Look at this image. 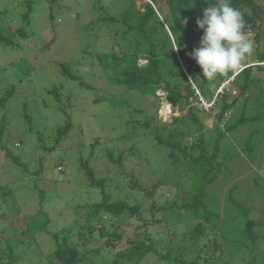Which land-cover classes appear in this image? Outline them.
<instances>
[{
	"label": "rangeland",
	"instance_id": "obj_1",
	"mask_svg": "<svg viewBox=\"0 0 264 264\" xmlns=\"http://www.w3.org/2000/svg\"><path fill=\"white\" fill-rule=\"evenodd\" d=\"M133 1L142 10L143 4L151 0ZM28 2L32 6L29 20L23 16ZM160 3L163 10L158 15L168 20L167 6L164 0H158ZM127 5V0H0V33L10 38L8 42L0 40V253L4 255L5 239L19 240L14 249L16 259L11 264H61L52 254V232L76 233L85 217L84 210L77 206L101 199V187L90 183L80 159L87 161L95 179L103 181L102 188L112 200L139 205L137 215L117 225L119 237L109 234L93 244L85 243L86 248L100 249L92 256L94 264H129L123 260L116 262V253L130 245L126 241L141 239L143 231L157 239L156 229L162 228H166L165 238L162 241L151 238L152 248L179 259L169 262L151 252L139 264H182L195 254L193 249L183 254L176 252L177 244L182 243L178 239H172L175 242L169 243L171 246L167 244L170 234L176 232L180 237L191 224L181 221L174 229L169 228L167 222L176 215L163 213L161 208L181 187L175 182L186 177L179 171L171 175L168 161L163 160L164 154L158 146L157 134H168L165 130L169 128L185 130L188 127V119L174 121L177 116L185 115V104L169 101L160 88L154 96L110 84L96 58L98 52L121 53L135 48L133 35L124 34L126 27L120 21L104 23L99 30V16L119 18ZM92 23L89 35L87 27ZM259 23L263 24L264 19ZM20 28L22 34H18ZM244 32L253 47L264 44L263 28L258 42L250 37L247 28ZM96 34L100 37H95ZM255 60L252 52L241 66L245 62L256 63ZM145 61L140 58L138 63ZM260 75L263 76L260 93L264 96L263 70ZM221 85L209 82L206 95L197 86L193 88L205 102ZM223 85L232 95L237 94V89L233 90L227 81ZM11 88L13 91L6 98V91ZM260 88L253 87V93ZM109 98L115 103L109 102ZM195 106L204 139L210 143L216 137L215 112H204L197 101ZM239 106L240 103L236 107ZM232 114L236 116L237 112ZM66 121L71 124L68 132L52 148L54 127ZM192 130L196 136L198 131L194 127ZM250 130L247 124L238 126L219 141L220 152L216 158L224 160L232 172L226 175L225 181L212 185V192L220 189L221 197L209 201V207L217 203L221 208L229 203L225 197L229 188L237 184L232 196L249 208L248 221L257 230L264 227V195L259 190L262 187L264 191V147L251 156L246 155L242 147ZM185 141L191 142L189 133ZM7 149L17 156L19 163L5 155ZM232 152H239V156L231 157ZM241 159L247 163H240ZM254 175L261 177L260 184L254 183ZM185 194V189L179 191V195ZM151 204L157 210L150 211ZM180 204L178 199L174 209ZM144 218L152 221L146 229ZM32 221L34 229L28 232L27 226ZM262 231L256 248L259 254L264 253ZM206 233L207 237L197 240L201 249L216 236L215 229ZM238 252L228 258L224 255L223 260L229 264H248L249 252L244 249Z\"/></svg>",
	"mask_w": 264,
	"mask_h": 264
},
{
	"label": "trees",
	"instance_id": "obj_2",
	"mask_svg": "<svg viewBox=\"0 0 264 264\" xmlns=\"http://www.w3.org/2000/svg\"><path fill=\"white\" fill-rule=\"evenodd\" d=\"M153 1L145 2L141 10L136 7L135 1L127 0L128 5L121 12L119 18L99 16L97 18L101 23V25L99 23V30L104 27V23L108 25L120 21L124 24L126 27L124 34L133 35L135 48L132 51L121 53L98 52L96 58L104 77L110 84L122 85L127 89L142 93H152L154 96H156V89L160 88L167 97H172L178 104H185V115L177 116L174 121L181 119V122H184V119H188L186 125L188 127L185 130L175 127L177 132L174 131L176 129L168 127L169 129L165 130L168 134L161 132L157 134L158 146L164 154L162 155L163 160L168 161L171 175L175 176L179 171L186 177L180 182H178L179 180L175 182L181 187L176 193L173 192L171 200L162 205V212L176 215L175 218L167 222L169 228L174 229L181 221L191 224L187 230L181 233L180 237L176 236V232L170 234L167 244L171 246L169 243L175 242L172 239L182 241L181 245L177 244L175 250L181 254L193 249L194 256L189 257L186 262L182 260V264H229L228 260H223L224 255L228 258L243 249L249 252L248 264H264V253L259 254L256 250L264 227L257 230L252 228V224L247 218L249 208L244 202L233 198L232 191L237 184L229 188L225 197L229 203L224 204L221 208L217 203H214L213 207H209V201H217L221 197L220 189L212 192V185L218 181H225L226 175L232 172L224 160L216 158L220 152L219 141L225 137V133L236 131L238 126L247 124L251 130L242 150L246 155L251 156L258 152L261 146L264 147V96H262L263 93H260L262 91L260 84L263 81L260 72L264 71V64L245 62L235 74L236 69L227 74H218L213 79H205L202 75V68L189 54L193 49L199 47V41L203 35V30L197 26L196 20L203 18V11L208 7V3H216V0H164L168 9V20L161 19L158 15V11L163 10L162 4H158V0H156L154 1L155 5ZM232 4L244 13V31L247 28L250 37L255 42L260 41L264 23L259 22L264 19V2L232 0ZM26 5L27 10L23 16L27 19L32 6L29 2ZM95 6L97 5L95 4ZM185 20L187 23L184 22ZM93 25L92 23L90 27H87L90 30L87 31L89 35L92 34ZM260 25L261 27H258ZM22 32L23 29L20 28L18 34H22ZM249 33L247 34L249 35ZM95 37L99 38L100 35L96 34ZM0 40L8 42L10 38L0 33ZM253 55L257 58L256 62H263L264 44L260 47H253ZM140 58L146 61L139 64ZM230 76L232 78L229 84L234 90L237 89L235 91H238L237 94L232 95L230 89L223 86L216 94H211L205 99L206 103H209L205 107L198 98L199 96L197 97L193 85L197 86L201 94L206 95L209 82L221 83ZM257 86L260 88L259 92L253 93V87ZM12 91L13 88L6 91V98L11 95ZM243 95L246 96L243 97ZM240 97L242 100L239 99ZM196 101L204 112L211 110L215 112L214 132L216 137L210 143L204 139L202 134L203 125L198 111L195 109ZM109 102L115 103V100L109 98ZM239 103L240 106L236 107ZM232 111L237 112L236 116H233ZM70 125V122L66 121L54 127L52 148L64 138ZM192 127L198 131L196 136L192 135ZM188 133L191 142L185 141ZM7 150L4 151L5 155L11 157L15 163H19L17 156H13ZM232 153L231 157L239 156V152ZM107 155L114 160L109 153ZM240 163L247 162L241 159ZM80 166L84 169L90 183L98 184L101 187V199L77 206L84 210L85 217L84 223L76 230V233L52 232L54 238L52 254L54 260L61 264H78L79 262L94 264L92 256L96 255L100 249L99 247L86 248L85 243L92 242L93 244L97 239H102L109 234L119 237L117 225L126 218L139 213L138 204L130 205L122 199L112 200L110 194L102 188L103 181L95 179L93 170L87 161L80 159ZM252 178H254L255 184H260L261 177L259 175H254ZM153 187L156 185L154 184ZM181 189L186 191L184 196L179 195ZM259 190L264 195L262 187H259ZM147 193L151 194L148 191ZM178 199L181 200V204L177 209H174L173 206ZM155 209L157 210L153 204L149 206L150 211ZM180 218L181 220H179ZM143 220L146 229L152 221H148L146 218ZM96 223H100V226H95ZM31 224L27 226L28 232L34 229V225ZM164 229H156L157 239L154 238V235L151 237L150 234L145 235V231H143L144 237L141 239L127 240L126 242H129L130 245L116 253V262L119 263L123 260L129 264H139L151 252L157 253L169 262L177 261L179 258L176 256L169 253L160 254L152 248V239L164 240L166 228ZM209 229H213V231L215 229L216 236L203 244L201 249L197 240L204 236L207 237L206 232ZM4 241L5 252L4 255L0 253V264H11L16 259L14 249L19 240L9 237ZM224 261L226 262L224 263Z\"/></svg>",
	"mask_w": 264,
	"mask_h": 264
},
{
	"label": "clouds",
	"instance_id": "obj_3",
	"mask_svg": "<svg viewBox=\"0 0 264 264\" xmlns=\"http://www.w3.org/2000/svg\"><path fill=\"white\" fill-rule=\"evenodd\" d=\"M184 22L187 23L186 20ZM196 24L203 30V35L199 47L193 49L189 55L202 68L205 79H213L218 74L234 71L253 52V42L244 32V13L233 6L232 0L208 3L203 11V18H198ZM257 63L264 64V61L254 64ZM231 78L230 76L223 80L221 86H224V81L229 83Z\"/></svg>",
	"mask_w": 264,
	"mask_h": 264
},
{
	"label": "built area",
	"instance_id": "obj_4",
	"mask_svg": "<svg viewBox=\"0 0 264 264\" xmlns=\"http://www.w3.org/2000/svg\"><path fill=\"white\" fill-rule=\"evenodd\" d=\"M201 102L202 103L204 102L203 98L201 99ZM203 104L205 105V107H207L209 105V103L207 104L206 101Z\"/></svg>",
	"mask_w": 264,
	"mask_h": 264
},
{
	"label": "water",
	"instance_id": "obj_5",
	"mask_svg": "<svg viewBox=\"0 0 264 264\" xmlns=\"http://www.w3.org/2000/svg\"><path fill=\"white\" fill-rule=\"evenodd\" d=\"M167 98H168L169 101H172V102L175 101L172 97H169V96H168Z\"/></svg>",
	"mask_w": 264,
	"mask_h": 264
}]
</instances>
